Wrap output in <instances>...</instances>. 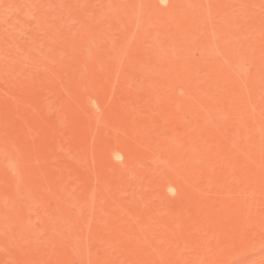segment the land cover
Listing matches in <instances>:
<instances>
[{
	"label": "rangeland",
	"instance_id": "obj_1",
	"mask_svg": "<svg viewBox=\"0 0 264 264\" xmlns=\"http://www.w3.org/2000/svg\"><path fill=\"white\" fill-rule=\"evenodd\" d=\"M0 264H264V0H0Z\"/></svg>",
	"mask_w": 264,
	"mask_h": 264
}]
</instances>
